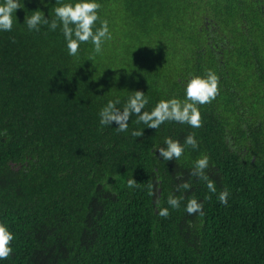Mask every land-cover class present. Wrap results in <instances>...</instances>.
<instances>
[{
    "label": "trees",
    "instance_id": "1",
    "mask_svg": "<svg viewBox=\"0 0 264 264\" xmlns=\"http://www.w3.org/2000/svg\"><path fill=\"white\" fill-rule=\"evenodd\" d=\"M100 2L112 32L100 54L88 42L69 56L59 29L27 30L30 11L51 17L55 0H24L0 33V221L15 234L2 264H264V0ZM208 69L218 94L199 105L200 128L155 130L135 115L127 133L99 125L107 99L140 90L150 110ZM190 132L199 146L179 161L154 149ZM202 154L216 194L189 175ZM181 179L192 188L177 191ZM169 194L185 199L160 217ZM191 196L203 215L184 211Z\"/></svg>",
    "mask_w": 264,
    "mask_h": 264
},
{
    "label": "clouds",
    "instance_id": "2",
    "mask_svg": "<svg viewBox=\"0 0 264 264\" xmlns=\"http://www.w3.org/2000/svg\"><path fill=\"white\" fill-rule=\"evenodd\" d=\"M41 4L47 5L48 0H40ZM24 8V0H0V33L11 32L14 21L17 22L15 11ZM102 8L100 0H55L53 15L46 17L44 12L37 8L30 11L31 14L24 19L29 32H40L42 27L63 35L69 56H78L82 43L90 42L94 52L100 54L106 41L112 39L108 19H101L99 10ZM99 21V26L97 22ZM137 48V47H136ZM88 59H92L89 57ZM219 77L215 71L208 69L205 74L195 72L188 73L183 80V97L172 96L161 98L150 108V98L140 90L130 91L131 94L124 98L116 96L107 99L98 112L99 125L101 127L111 126L115 123V130L119 133L129 132L130 118L135 115L137 124H144L155 130L159 129L165 122H177L187 124L193 129L202 126L201 112L199 105L210 103L218 94ZM143 128L132 129L133 137L143 135ZM199 142L194 132L188 133L183 142L172 136H165L162 144H157L154 149L158 150L163 161H179L185 154L186 148L196 149ZM210 158L207 154L200 155L192 164L189 175L205 182L209 194L217 193V186L212 180L207 169L210 168ZM181 176V173L177 175ZM129 188L139 187L137 181L131 176L127 179ZM192 185L188 180L181 179L177 185L180 189L189 190ZM154 194V193H150ZM229 191L224 189L218 193L221 203L227 204ZM211 199V195L206 197ZM184 196L169 194L167 196V207H161L156 202L155 212L160 217H168L171 209H180ZM184 211L190 216L204 214V203L196 196H191L183 205ZM15 239L14 232L6 221H0V264L13 252L12 241Z\"/></svg>",
    "mask_w": 264,
    "mask_h": 264
}]
</instances>
